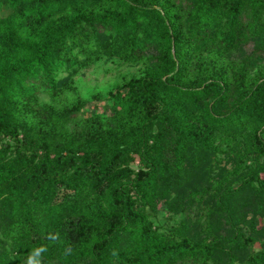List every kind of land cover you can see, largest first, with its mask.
Instances as JSON below:
<instances>
[{
  "label": "trees",
  "instance_id": "obj_1",
  "mask_svg": "<svg viewBox=\"0 0 264 264\" xmlns=\"http://www.w3.org/2000/svg\"><path fill=\"white\" fill-rule=\"evenodd\" d=\"M2 8L0 264H264V0Z\"/></svg>",
  "mask_w": 264,
  "mask_h": 264
},
{
  "label": "rangeland",
  "instance_id": "obj_2",
  "mask_svg": "<svg viewBox=\"0 0 264 264\" xmlns=\"http://www.w3.org/2000/svg\"><path fill=\"white\" fill-rule=\"evenodd\" d=\"M10 14V10L7 8L0 9V16L6 17ZM145 66H125L121 61L117 59H110L103 57L98 60L94 65L81 70L75 77V85L77 87V93L80 97L88 100L90 96L94 94H103L111 90H115L116 86L123 84L126 80L131 79L134 76H140L141 71ZM42 102L50 101L47 97H41ZM226 164V162H223ZM136 162L134 168H136ZM232 163L229 162L225 165V168L231 169ZM172 225V222L167 225H162L161 217L158 218L156 226L160 230H167ZM167 228V229H166ZM259 246H256L258 249Z\"/></svg>",
  "mask_w": 264,
  "mask_h": 264
}]
</instances>
